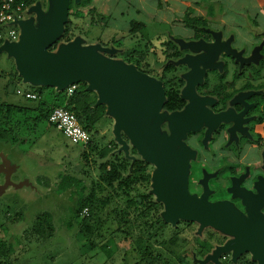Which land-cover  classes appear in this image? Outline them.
Listing matches in <instances>:
<instances>
[{
  "label": "rangeland",
  "instance_id": "1",
  "mask_svg": "<svg viewBox=\"0 0 264 264\" xmlns=\"http://www.w3.org/2000/svg\"><path fill=\"white\" fill-rule=\"evenodd\" d=\"M132 1L124 0V5H118L124 13L112 17L118 27L116 32L112 24L100 26L98 15L93 13L85 19L72 18L76 24L69 35L72 38L79 35L88 43L90 37L101 32V39H108L109 47L121 45L125 51H130L142 35L158 36L155 41L165 35L168 39L172 36L183 39L182 30L173 27L179 23H164L159 14L150 15L145 29L139 31L137 38L130 39L124 29L135 19ZM115 3L116 0H93L94 5H102L99 12L104 18ZM41 5L43 10L48 7L46 0ZM31 15L24 12L23 16ZM140 20H145V16ZM105 22L106 19L101 24ZM10 28L9 24L3 26V41L8 40ZM17 29L20 34V28ZM117 36H123L119 42L114 41ZM39 87L25 82L18 74L15 58L0 50V103L33 108L38 100L25 94L37 95ZM89 97L95 100L97 95L92 92ZM42 98L49 100V89L43 88ZM33 118L29 110H11L8 118L0 121V132L5 127L12 133L5 139L0 137V245H4L6 252L1 260L9 264H200L197 260L223 237L209 227L199 235L197 222L179 220L176 225L165 222L160 213L147 210V201L128 207L126 200L130 198L136 201L149 195L154 199L151 179L134 184L125 193L122 189L110 192V187L101 180L102 165L108 166L115 160H126L129 165L131 158L143 160L124 134L127 155L120 150L112 133L111 116L103 114L98 119L90 130L89 146L71 144L47 121L33 124ZM14 133L16 141L11 142ZM153 170L154 166L148 163L146 172L150 175ZM128 174L129 168L123 172L124 176ZM62 175L76 177L82 183L79 188L69 186L58 191ZM92 189L99 197L111 196L102 211L97 207L87 230L81 227L79 219L88 216V209L83 208L77 218L74 206L80 191L88 195ZM159 205L162 206L160 202ZM163 210L160 207V212ZM249 261V254H244L239 264H253Z\"/></svg>",
  "mask_w": 264,
  "mask_h": 264
},
{
  "label": "water",
  "instance_id": "2",
  "mask_svg": "<svg viewBox=\"0 0 264 264\" xmlns=\"http://www.w3.org/2000/svg\"><path fill=\"white\" fill-rule=\"evenodd\" d=\"M46 2V10H43L41 1L31 5L25 13L33 16L14 21L20 28L17 40H6L0 45V50L15 58L19 76L25 82L51 86L56 91L86 82L87 90L97 95L95 105L104 104L105 114L114 119L112 133L120 150L127 155L128 143L122 136L124 134L141 158L154 166L151 192L163 204V220L172 225L179 220L197 222L198 232L210 226L232 236L223 245L215 247L200 264L209 260L221 264L219 256L227 252H232L235 261L246 251L251 252L258 264H264V216L248 210L247 218L229 203H209L205 195L197 197L188 191L189 159L194 152L183 139L187 130L197 129V121L187 118L183 112H174L167 116L170 134L162 132L160 123L165 113L160 111L165 94L161 82L131 64L106 57L103 52L112 53L113 49L104 48L100 43H84L79 35L57 44L68 21L70 0ZM207 31L215 39L213 43H182L183 47L193 51L205 52L194 59L186 58L193 69L184 94L195 103L193 86L203 73L197 70V63L203 67L214 66L212 59L217 54L240 52L230 46L229 40L221 41L222 33ZM54 45L56 47L50 50ZM263 45L264 42L253 47L250 53L253 63L261 58Z\"/></svg>",
  "mask_w": 264,
  "mask_h": 264
},
{
  "label": "flooded vegetation",
  "instance_id": "3",
  "mask_svg": "<svg viewBox=\"0 0 264 264\" xmlns=\"http://www.w3.org/2000/svg\"><path fill=\"white\" fill-rule=\"evenodd\" d=\"M188 28L192 30V35L183 37L181 43L177 42V39H181L177 36L159 43L145 36L137 39L130 51L123 50L121 45L109 47V43L99 40L89 43H100L104 48L113 49L112 53L103 54L131 64L138 71L161 82L165 94V102L160 111L165 113L160 123L162 132L170 134L167 116L174 112H183L187 118L197 121V129L187 130L183 139L194 152V156L189 159L187 174L190 194L197 197L205 195L209 203H229L247 218L248 210L264 216L263 60L253 63L248 52L235 46L232 37L222 34L221 41L229 40L230 46L240 52L217 54L212 59L214 66L203 67L197 61V70L203 73L193 86V94L197 98L195 103L184 94L189 73L193 69L186 58L194 59L205 52L193 51L183 47L182 43H213L215 39L207 30L220 31L197 24ZM152 200L159 203L155 195ZM208 227L223 236L209 253L232 238L220 230ZM201 231L197 230V233L200 235ZM209 253L197 262L202 263ZM244 254H249L253 264H258L249 251L240 254L235 261L232 252L223 253L219 261L221 264H239ZM206 263L214 262L209 260Z\"/></svg>",
  "mask_w": 264,
  "mask_h": 264
},
{
  "label": "trees",
  "instance_id": "4",
  "mask_svg": "<svg viewBox=\"0 0 264 264\" xmlns=\"http://www.w3.org/2000/svg\"><path fill=\"white\" fill-rule=\"evenodd\" d=\"M27 3H31L32 0H25ZM91 0H81L80 2L76 3L74 0H70L69 3V11H68V21L65 24L64 32L61 36V38L58 40L57 44L59 42H62V39L65 42H68L72 40L73 38L69 35L71 30L74 29L75 24L72 18L76 19H84V16L87 14V12L84 10V8L90 3ZM1 5V0H0ZM184 22L188 26H193L195 24L197 25H205L201 19L198 18H192L189 17V15H185ZM134 24V23H132ZM2 28L0 27V31ZM89 43V42H88ZM1 44V43H0ZM56 44V45H57ZM56 45L50 48V50H53ZM43 88L49 89V100H45L42 98V90ZM92 91L87 90V84L86 82H78L76 83V88L72 92V94L68 95L66 89L64 91H56L54 87L51 86H41L39 87V92H37L38 98H36L37 103L34 104L33 108L30 107H22V106H14V105H8L5 103H0V121L2 119L8 118V114L11 112V110L16 111H23V110H29L31 113H33V124H36V122H42L47 121L48 122V115L54 106L63 107L64 109L73 112L77 119L79 124L90 132L91 129L94 128L95 124L97 123L98 119L105 114L106 107L104 104H97L95 105V100H90V94ZM48 124L52 126L49 122ZM7 134H11V130L9 129H1L0 137L5 139ZM13 134L11 138V142L16 141V137ZM91 141V140H90ZM91 142H89L86 146H89ZM129 161V160H128ZM129 165L126 162V160L119 161H113L110 163V165L105 166L102 165L100 167V170H102V176L101 180L107 184L108 187H110V192L116 193L117 189H122L123 192H128L130 187H132L136 183H144L148 180H150L149 173L146 172V165L148 164L144 160L134 159L133 161H129ZM129 168V174L124 176L123 172L126 171V169ZM82 181L76 177H71L68 175H62L60 179V183L58 184L57 190L63 191L67 189L69 186H75L76 188H79V185H81ZM116 184V185H115ZM83 188V186H82ZM81 188V190H82ZM110 194L105 197H99L96 195L95 191L92 189L88 195H83V193L80 191V195L78 196L75 206H74V214L77 218L81 217V211L83 208L88 209V216L83 217L79 219V223L81 227H85L88 230L87 223L96 215L95 212L97 207L100 206V211L103 210L105 206H107ZM127 196H130L127 194ZM143 201H147L148 203V209L147 210H153L155 213H160V207L158 202L153 201L151 198H149V195H144L143 197H139L136 201L132 198L126 200V205L132 206L135 204L142 203ZM116 211V210H115ZM145 223H147V220H145ZM5 248L4 245H0V257L5 256ZM141 258L144 259V254H141ZM0 264H9L5 260L0 259Z\"/></svg>",
  "mask_w": 264,
  "mask_h": 264
},
{
  "label": "crops",
  "instance_id": "5",
  "mask_svg": "<svg viewBox=\"0 0 264 264\" xmlns=\"http://www.w3.org/2000/svg\"><path fill=\"white\" fill-rule=\"evenodd\" d=\"M133 9L135 19L129 21L128 26L124 31L130 39L137 38L146 27V22L150 20L151 16L159 14L160 20L167 24L179 23L173 26L175 30H182L183 37H190L192 30L185 25L184 17L189 15L192 18H198L203 23L215 30L222 31L225 37H232V41L239 49L248 52L249 55L254 46L264 42V0H133ZM102 4V3H101ZM94 5L93 0L84 8L87 15L97 14L100 21V26L112 24L114 32L117 31V24L114 23L113 15L121 16L124 11L118 5H124V0H116L112 12L104 18L99 12L102 5ZM145 16V20H140ZM102 17V18H101ZM147 17V18H146ZM107 20L104 24V19ZM134 23V24H132ZM175 33V31H173ZM97 34L93 38H89L90 42L101 41L109 43V40ZM162 35V34H161ZM123 36H117L114 41L119 42ZM141 37H145L142 35ZM147 37H152L147 35ZM166 35L156 43L162 42L166 39ZM154 39H159L158 36ZM261 58L263 60L262 67L264 68V45L260 50Z\"/></svg>",
  "mask_w": 264,
  "mask_h": 264
},
{
  "label": "built area",
  "instance_id": "6",
  "mask_svg": "<svg viewBox=\"0 0 264 264\" xmlns=\"http://www.w3.org/2000/svg\"><path fill=\"white\" fill-rule=\"evenodd\" d=\"M36 1L32 0L27 3L25 0H1L0 5V27L4 25H11L8 32V40L15 41L18 38V25L14 23L17 19H24V12ZM2 31V30H1ZM0 31V40L3 41ZM76 84H72L66 88L67 94L70 95L75 90ZM25 96L29 99H36L38 95L32 92H27ZM48 122L56 128L61 134L71 143L75 145L86 146L91 140V134L84 129L78 122L76 115L64 109L63 107H52L49 115ZM86 212V209L84 210Z\"/></svg>",
  "mask_w": 264,
  "mask_h": 264
}]
</instances>
